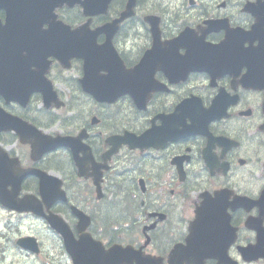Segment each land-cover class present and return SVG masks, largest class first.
<instances>
[{"label":"flooded vegetation","instance_id":"af4514ba","mask_svg":"<svg viewBox=\"0 0 264 264\" xmlns=\"http://www.w3.org/2000/svg\"><path fill=\"white\" fill-rule=\"evenodd\" d=\"M123 4L124 0L113 1L107 19L93 22L92 28L117 17ZM249 4L255 5L257 0H137V18L119 28L113 45L125 68L135 66L146 53L153 52L150 71L155 83L148 80V97L142 111H134L126 96L112 106L94 104L97 120L90 119L85 128L66 126L68 135L86 129V144L97 163L107 150V137L126 131L139 136L151 127L153 119L171 115L181 102L191 98L199 102L188 105L193 111L184 119L185 137L162 141L157 147L129 149L125 145L119 155L111 158L103 182L116 188L114 203L121 205L114 208L111 218L122 225L113 227L108 216L91 215L88 229L106 247L130 244L160 257L161 264H168V254L183 241L201 195L212 198L215 192L227 189L228 202L234 195L253 201L264 189V24L261 31L247 35L257 21L253 12L264 9L253 7L251 12L246 7ZM149 15L159 19L155 39L143 20ZM185 30L187 38L176 40ZM103 40L104 36L98 37L99 43ZM189 45H204L202 71H193L186 55ZM112 109L120 110V114L107 112ZM160 124L156 119L154 125ZM181 129L174 125L163 131L171 134ZM24 164L38 167L27 161ZM44 168L58 170L65 179L74 171L71 163L61 160ZM119 175L123 180L115 185ZM183 198L184 214L173 219ZM228 213L232 226L225 229L227 254L237 264H245L238 250L255 243L258 224L254 219H260L264 228V207L249 212L237 208ZM151 224L155 228L148 233L149 244L142 246V228ZM131 228L137 233L130 234ZM10 257L12 249L0 247V264ZM205 264L217 261L211 259ZM252 264H264V260Z\"/></svg>","mask_w":264,"mask_h":264},{"label":"water","instance_id":"95a60500","mask_svg":"<svg viewBox=\"0 0 264 264\" xmlns=\"http://www.w3.org/2000/svg\"><path fill=\"white\" fill-rule=\"evenodd\" d=\"M1 1H6V0H0V2ZM47 1H48V5H49V8H50V18H52L51 11H52L53 7L55 5H57L58 3H60L61 1H63V0H47ZM0 5H1V3H0ZM9 17H10V13H8V20H7V25H6L5 29L7 31H12L14 29V27L16 26V23H15V20L14 19H12V18L10 19ZM61 44L62 43L55 42L54 40L51 39L50 42L46 45V47L49 48L50 51L52 52L54 49H56ZM65 45L67 47H69V45L67 43H65ZM7 71H8L7 66H6V69L0 70V73L3 74L2 81L4 83H8L10 81V77L8 76ZM18 95L25 96L24 94H18Z\"/></svg>","mask_w":264,"mask_h":264},{"label":"rangeland","instance_id":"374dc122","mask_svg":"<svg viewBox=\"0 0 264 264\" xmlns=\"http://www.w3.org/2000/svg\"><path fill=\"white\" fill-rule=\"evenodd\" d=\"M29 226H31V223H30V222H26L25 225H24L23 227H18V232H19V233L24 232L25 230H27V227H29ZM32 226H34L33 223H32ZM32 230L35 231V232H38V231L35 230L34 228H33ZM33 231H32V232H33ZM42 238H43V237H42Z\"/></svg>","mask_w":264,"mask_h":264}]
</instances>
